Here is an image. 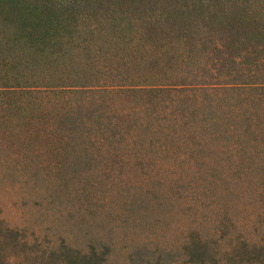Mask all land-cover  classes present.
<instances>
[{
	"label": "rangeland",
	"instance_id": "1",
	"mask_svg": "<svg viewBox=\"0 0 264 264\" xmlns=\"http://www.w3.org/2000/svg\"><path fill=\"white\" fill-rule=\"evenodd\" d=\"M109 9L130 15L132 31L117 34L118 43L94 45L103 31L96 25L98 15ZM176 12L189 17L175 20ZM82 16L90 24L74 27L75 17ZM196 26L204 27L206 35L194 39ZM198 55L203 59L195 63ZM262 73L264 4L255 0H0V89L21 88L29 78L26 83H46L50 77L65 86L135 87L85 107L62 104L46 93L1 92L0 264H56L51 253L63 241L79 249L98 238L116 241L108 264H130L142 241L151 250L166 243L177 246L200 221L197 177L216 175L221 190V172H207L211 163L206 160L203 172L192 173L175 157L184 150L182 141L167 144L160 134L149 133L152 154L142 157L140 144L134 153L115 152L103 125L119 141L134 139L138 113L154 133L157 114L167 112L170 100L177 105L186 98L139 93L141 85L206 87L209 100L221 105V94L230 95L227 85L235 84L236 103L250 105L254 99V109L261 110L264 90L245 84L255 83ZM195 111L170 110L182 123ZM204 113L210 118L213 112ZM213 162L221 165V155ZM162 174L169 175L165 201L149 208L157 216L144 226L142 215L150 211L142 203L158 195L141 181L153 178L156 185ZM191 199L194 204L188 203ZM186 204L191 208L184 213ZM132 258L138 262V256Z\"/></svg>",
	"mask_w": 264,
	"mask_h": 264
},
{
	"label": "trees",
	"instance_id": "2",
	"mask_svg": "<svg viewBox=\"0 0 264 264\" xmlns=\"http://www.w3.org/2000/svg\"><path fill=\"white\" fill-rule=\"evenodd\" d=\"M255 2L257 5L264 4V0H255ZM98 17L100 19L96 25L102 27L103 31L97 33L94 45H102L106 40L113 44L118 43L117 34L131 33L135 23L130 15L114 9H109ZM173 17L175 20H181L180 17L184 20L189 16L176 12ZM86 18V16H82L81 19L75 17L74 27L82 26L84 23L90 24L89 20H85ZM94 31L96 30L89 31V37ZM191 31L194 39L208 32L204 27L199 26ZM199 45L201 42L196 44L197 48ZM229 46L231 45H227ZM221 48H225L224 45H221ZM202 59L203 55H198L194 62H201ZM80 78L84 79V77ZM29 79H25V84L21 88L16 87L7 91L0 89V95L2 96L1 92H22L25 95L46 93L53 95L62 104H77L76 106L85 107L103 100L109 102L111 98L108 97L120 94L123 90L135 89V87L123 85L65 86L55 83L52 77L47 79L46 83H42L44 79H39L41 81L33 79L35 83H26ZM245 85L264 90V74L259 75L255 83ZM237 86L239 87L235 84L227 85L226 90L232 92L230 95L221 94V105H218L211 98L209 100V94L207 96L209 90L206 87L198 88L188 84L141 85L136 87L139 93L150 90L161 98L172 93H180L186 94V98L177 105L176 101H173L175 99L170 100V106L166 108L167 112L162 110L157 114L160 117L157 125L159 130L154 133L150 131L149 128L152 127L146 123V119L139 117L138 113L135 120L137 127L132 130L131 136L134 139L127 138V140L119 141L116 139L117 135L112 133L111 129L108 130L109 127L106 124L103 125L102 134L107 135L108 146H112L115 152L128 149L134 153L137 151L134 147L140 144L141 153L139 154H143L142 157L152 154L154 141L146 143L147 138L149 133L154 134L150 136L160 134L159 139H163L167 144L182 141L184 150L174 156L182 160L181 163L184 166L188 165L192 173L203 172L200 169L205 165L206 160V164L211 163L207 172L210 169L216 174L221 172L219 173L221 190H219L216 175L209 180H201L197 177V184L201 189L196 199L202 200L200 203L202 208L195 211V214L200 216V221L190 229L189 234L182 237L181 241L178 240V245L174 247L166 243L168 247L157 245L151 250L142 241L141 247L136 250L132 248L134 251L129 258L130 264H264V108L254 109L257 107L253 104L254 99L251 100L250 105L237 104L239 94L233 92V88ZM200 92L203 94L200 95ZM71 97L75 100L71 101ZM172 108H175V111L180 108L182 112L195 108L196 111L191 114V117L186 116V123H182L176 113L170 112ZM206 110L213 112L210 118L205 116ZM199 114L201 117L197 120ZM122 146L123 149L119 150ZM164 152L173 151L165 150ZM190 154H192L191 158H189ZM219 155H221V165L213 162V159ZM192 159L193 164L190 162ZM159 178L161 183L156 185L153 178H143L141 181L145 187L151 188V190L149 188L150 193L158 195L155 199L145 200L142 203L143 209L150 211V214L142 215L144 226H150L149 218L157 216L149 208L160 207L165 201L163 185L168 181L166 178H169V175L165 177L162 174ZM149 190L145 194H148ZM206 198H211L212 201L207 203ZM190 202L194 204L192 199L188 201ZM186 206L181 209L184 213L191 208H188L187 204ZM109 241L110 243L98 238L83 249L63 241L59 248L51 253V261H55L56 264H108L111 249L117 245L116 241ZM133 256H138V262L133 260Z\"/></svg>",
	"mask_w": 264,
	"mask_h": 264
}]
</instances>
